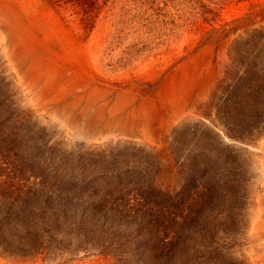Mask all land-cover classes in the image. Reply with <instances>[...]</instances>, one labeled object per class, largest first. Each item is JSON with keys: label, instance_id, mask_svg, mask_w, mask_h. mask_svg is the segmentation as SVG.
<instances>
[{"label": "rangeland", "instance_id": "rangeland-1", "mask_svg": "<svg viewBox=\"0 0 264 264\" xmlns=\"http://www.w3.org/2000/svg\"><path fill=\"white\" fill-rule=\"evenodd\" d=\"M262 10L264 0H0V264H264ZM11 13L34 26L17 51ZM202 55L200 77L214 75L173 117L179 103L160 90ZM47 62L66 70L55 78ZM122 97L125 126L109 110ZM150 99L169 119L153 117L146 137L138 108Z\"/></svg>", "mask_w": 264, "mask_h": 264}, {"label": "bare ground", "instance_id": "bare-ground-1", "mask_svg": "<svg viewBox=\"0 0 264 264\" xmlns=\"http://www.w3.org/2000/svg\"><path fill=\"white\" fill-rule=\"evenodd\" d=\"M25 9V8H23ZM22 9V10H23ZM264 15V10H262L261 12H259V15ZM10 16V19L12 20V22H7V18L6 17V14H2V18L4 20H6V25L8 26V28L10 30H12L15 34V37H16V40L14 41V47L13 49H15L17 51L18 47L21 46L22 48H25L27 47L25 44V40H28V41H31V40H34L35 38H31V36L29 34L26 33V30L29 32V30L34 27L33 26V22L31 20L27 21L26 23V20L23 21L22 20V17L25 16L26 14L24 13L23 15L21 14H16V13H11L9 14ZM30 17V16H29ZM36 28V27H35ZM46 39V38H45ZM47 40V39H46ZM181 41V40H180ZM19 46H16L18 45ZM41 46L42 47H46L47 43H45V41L43 40L42 42H40ZM98 44V43H97ZM102 44V43H101ZM223 44H226L225 42ZM223 44H221L223 46ZM175 46V45H174ZM226 46V45H225ZM100 48V47H99ZM103 49V48H102ZM209 49V48H208ZM221 49V48H220ZM206 50V49H205ZM224 50V49H223ZM222 50V51H223ZM101 51V50H100ZM201 51V50H200ZM204 51V50H203ZM209 51V50H208ZM178 52H179V49H178ZM210 52H213V50ZM98 53V52H97ZM153 53V52H152ZM209 53V52H208ZM99 54V53H98ZM207 54V52H206ZM102 55V53H101ZM147 55V54H146ZM154 55V54H153ZM67 57V56H66ZM116 57V56H115ZM212 57V56H211ZM59 58V57H58ZM68 58V57H67ZM175 58V57H174ZM66 59V58H65ZM153 59V58H152ZM64 60V59H63ZM98 60V59H97ZM134 60V59H133ZM141 60V59H140ZM138 62V61H137ZM145 62V61H144ZM208 62H209V56L207 55H202V56H196L194 57L192 60H191V63L187 64L186 67H183L178 70L175 78L171 80L170 78V82L168 81L167 83H165L162 87V89L160 90V98L164 100V102H167L168 99H172L174 100L175 98V101L179 103V108H175L172 110V113H171V116L175 117V113L180 110L182 107H183V103L187 100V98L189 97V94L192 92V90L194 89V87L197 85V84H200V87H203L204 84L206 82H208L214 75V68H210L208 69V72L200 77V73L202 71L203 68H205L207 65H208ZM152 63V62H151ZM59 64V63H58ZM136 64V63H135ZM63 66L61 67H58L56 68L54 66V64H52L51 62H47L46 63V67L48 70L51 71L52 75L56 78L57 75H59V73L62 72V70H66V67L64 66V64L62 63ZM70 66V65H69ZM68 67V66H67ZM73 67V66H72ZM70 68V67H68ZM104 68V67H103ZM79 69V68H78ZM70 70V69H69ZM42 72V71H41ZM66 72V71H65ZM105 72V70H104ZM127 72V71H126ZM137 72V71H136ZM36 73H38L36 71ZM121 73V72H120ZM155 73V72H154ZM204 73V72H203ZM85 74V73H84ZM174 75V73H172ZM106 75V74H105ZM158 75V74H156ZM122 76V75H121ZM126 76V74H125ZM124 76V77H125ZM128 76V75H127ZM82 77V76H81ZM112 77V76H110ZM48 78V77H47ZM53 78V77H52ZM78 78V77H77ZM76 78V79H77ZM83 78V77H82ZM166 78V77H165ZM164 78V79H165ZM140 79V78H139ZM144 79V78H143ZM164 82V81H163ZM53 83V82H52ZM99 83V82H98ZM48 85V83H46ZM64 84V83H63ZM89 84V81H87L86 78L82 79V80H76V81H71L69 82L68 84H66L64 87H61L59 88L53 95V98L54 100L55 99H66V96H68L71 92H73L75 90V88L77 86H81V87H85ZM207 84V83H206ZM61 86V85H59ZM133 86V85H132ZM96 87V86H95ZM129 87V86H128ZM127 87V88H128ZM126 88V89H127ZM53 89V88H52ZM103 89V88H102ZM101 90V89H100ZM50 91V90H49ZM99 92V89L96 90V89H90L89 92H88V96L87 98L85 99V109L88 108V106L92 105L95 103V101L98 99V93ZM103 92V91H102ZM125 92V91H124ZM135 92V91H134ZM138 92V91H137ZM75 93V92H74ZM83 93V92H82ZM104 93V92H103ZM128 93V92H127ZM133 93V92H131ZM105 94V93H104ZM104 94L102 96H104ZM48 95V94H47ZM120 95V94H119ZM191 95V94H190ZM73 96V95H72ZM82 96L83 95H79L76 97V99H74L73 102H67L64 107H62V111L63 113H68L69 110L71 109L72 106H77V105H80L82 103ZM101 96V98H102ZM143 96V95H141ZM148 96V95H147ZM119 97V96H118ZM137 97V96H135ZM146 97V96H145ZM155 96H153L154 98ZM120 98V97H119ZM152 98V99H153ZM72 99V100H73ZM131 99V98H130ZM130 99L128 97H122L112 108L110 107L109 110H111V118L115 116V114L117 112H120L122 113V117L121 119L123 120V122L121 123L122 126H125L126 125V120L128 119L129 115L130 114H133L132 113V110H130ZM146 99V98H145ZM148 99V98H147ZM156 99V98H154ZM53 100V101H54ZM158 99H156L157 101ZM171 100V101H172ZM101 101V100H99ZM140 101V100H139ZM138 101V102H139ZM161 101V100H160ZM170 101V102H171ZM158 102V101H157ZM163 102V101H162ZM59 103V102H58ZM141 103V102H140ZM155 103V102H154ZM169 103V102H168ZM64 104V103H63ZM164 104V103H163ZM173 104V103H172ZM133 105V104H132ZM157 105V104H156ZM155 104H153V102L149 100H145L141 103L140 107L138 108L139 110V121L141 122V126L142 127V131L144 132V135L146 137H150L151 134H153L154 132V127L155 125L153 124L155 121L153 119L156 118L158 119L157 122L159 123V126L160 127H167V117L162 113L161 109H158L157 113H155L154 111L156 109L153 108V106H156ZM159 105V104H158ZM157 105V107H158ZM161 105V104H160ZM83 106V105H82ZM104 106V105H102ZM106 107V105H105ZM138 107V106H137ZM156 107V108H157ZM101 108V107H100ZM134 108V107H133ZM161 108V107H160ZM163 109V108H162ZM167 109V107H166ZM104 110V108H103ZM169 109H167L166 111H168ZM164 111H165V108H164ZM106 113V112H105ZM138 114V113H137ZM103 115L102 112H98L96 114H94L93 116H89L91 117L90 119L92 121H101L102 118H103ZM107 116V115H106ZM119 117V116H118ZM117 118V117H116ZM131 118V117H130ZM72 119V118H71ZM119 121V120H118ZM130 121V120H129ZM170 121V120H169ZM89 123V122H88ZM129 123V122H128ZM136 123V121H135ZM103 124V122H102ZM116 124V123H115ZM137 124V123H136ZM99 125V124H98ZM118 125V124H117ZM114 126V125H113ZM128 126V125H127ZM132 127V126H131ZM169 127V125H168ZM164 130V129H163ZM93 131V129H92ZM158 136V135H157ZM156 136V137H157ZM148 141H151L150 138H148ZM150 143V142H149Z\"/></svg>", "mask_w": 264, "mask_h": 264}]
</instances>
